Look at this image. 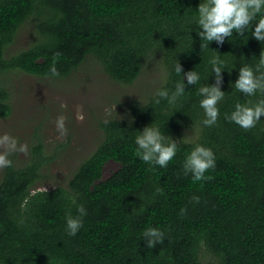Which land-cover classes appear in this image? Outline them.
I'll return each mask as SVG.
<instances>
[{"label":"trees","instance_id":"trees-1","mask_svg":"<svg viewBox=\"0 0 264 264\" xmlns=\"http://www.w3.org/2000/svg\"><path fill=\"white\" fill-rule=\"evenodd\" d=\"M199 2L0 0V117L11 112L3 76L13 70L50 77L49 68L55 65L58 77H65L91 55L111 79L131 83L147 52L158 49L167 68V82L158 88L171 90L181 79L174 71L177 63L200 74L175 106L163 99L155 103L152 94L131 105L128 117L102 120L101 141L66 185L36 188L43 154L26 165L4 167L0 264H204L201 249L212 256L205 264H264V116L249 129L225 119L236 103L264 99L259 93L246 97L230 87L239 66L255 64L264 45L234 34L219 47L214 41L210 48L203 46L207 42L191 24ZM28 20L33 21L34 42L6 55ZM211 48L219 52L227 70L235 68L222 71L220 89L225 95L217 105L219 115L215 124L204 126L197 89L214 83L207 64L214 54ZM151 122L172 139L191 125L198 126L199 133L192 141H177L176 155L166 167L150 166L135 155L133 137ZM195 143L215 154V167L200 181L185 175L182 167ZM110 160L118 168L103 178ZM78 204L87 214L80 230L69 236L65 217L78 215ZM150 226L163 230L166 237L153 248L140 240Z\"/></svg>","mask_w":264,"mask_h":264},{"label":"rangeland","instance_id":"rangeland-1","mask_svg":"<svg viewBox=\"0 0 264 264\" xmlns=\"http://www.w3.org/2000/svg\"><path fill=\"white\" fill-rule=\"evenodd\" d=\"M33 21L24 22L18 29L6 55L30 46L35 40ZM167 76L163 53L158 49L147 52L140 73L131 83L111 79L94 56L86 59L65 77H42L19 70L3 76L9 91L11 112L0 117V137L16 138L24 151H13L9 159L23 166L35 157H45L41 165L38 189L66 185L72 172L102 139L99 123L107 118H126L133 104L143 103L162 85ZM63 116L67 134L61 136L55 120ZM199 133L198 126H187L174 135L177 141H192ZM40 147L39 153L36 149ZM4 150L0 145V152ZM40 158V157H39ZM42 161V160H41ZM118 168V163L107 161L103 178ZM4 167H0V179ZM43 174V176H42ZM205 264L212 256L201 249Z\"/></svg>","mask_w":264,"mask_h":264},{"label":"clouds","instance_id":"clouds-1","mask_svg":"<svg viewBox=\"0 0 264 264\" xmlns=\"http://www.w3.org/2000/svg\"><path fill=\"white\" fill-rule=\"evenodd\" d=\"M195 14L191 18L193 31L199 39L206 41L203 46L209 47L210 42H215L219 47L226 38L233 36H250L255 41L264 45V0H200L194 9ZM245 40V41H246ZM210 48V47H209ZM214 54L208 58L207 64L210 66V75L214 83L202 84L197 93L200 97L198 106L203 110V118L200 123L204 126H211L216 123L219 109L217 107L225 95L220 89L222 82V71L231 72L235 65L227 70L225 61L219 56V52L214 49ZM174 71L181 76L175 83L173 89L160 87L154 90L155 103L165 100L169 106H175L178 99L185 94L187 85H195L200 80V74L193 69L183 70L177 63ZM50 78L58 77L59 73L55 65L49 68ZM167 82L165 75L162 83ZM237 92L246 97L255 96L257 93L264 96V50L259 53L255 64H243L237 69V77L230 84ZM261 116H264V99L256 103H236L234 109L225 116L226 120L233 122L243 129L255 126ZM64 117L59 116L55 120V125L61 136L67 134L68 129L64 125ZM131 123V121H130ZM135 145V155L150 166L164 168L176 155L177 140L172 139L161 131L160 127L153 122L145 125L141 130H136L133 137ZM0 145L4 150L0 152V167L11 166L12 160L9 154L13 151L26 150V146L19 145L16 138L5 134L0 137ZM183 172L190 174L193 181H200L205 178L208 169L215 167V154L212 149L200 143H195L183 160ZM157 192L161 191L159 188ZM72 203H76L75 196ZM193 200L198 201V196H193ZM78 215L68 214L65 217V231L69 236L75 235L83 224V217L87 210L83 204L76 205ZM181 212L184 211L182 208ZM163 230L157 227H147L141 233L140 240L145 242L147 248H153L165 239Z\"/></svg>","mask_w":264,"mask_h":264}]
</instances>
